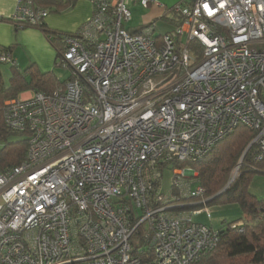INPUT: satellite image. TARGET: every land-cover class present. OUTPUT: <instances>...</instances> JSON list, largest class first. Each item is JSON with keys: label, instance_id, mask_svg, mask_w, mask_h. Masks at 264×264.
Masks as SVG:
<instances>
[{"label": "built area", "instance_id": "built-area-1", "mask_svg": "<svg viewBox=\"0 0 264 264\" xmlns=\"http://www.w3.org/2000/svg\"><path fill=\"white\" fill-rule=\"evenodd\" d=\"M133 3L164 8L175 25L126 27ZM91 4L78 29L61 32L69 78L4 102L6 126L28 146L0 170V264H193L220 237L192 220L199 211H180L206 200L178 164L238 126L254 132L253 159L264 163V0ZM47 15L15 0L9 18L37 27ZM1 64L16 65L13 54L0 51Z\"/></svg>", "mask_w": 264, "mask_h": 264}, {"label": "trees", "instance_id": "trees-1", "mask_svg": "<svg viewBox=\"0 0 264 264\" xmlns=\"http://www.w3.org/2000/svg\"><path fill=\"white\" fill-rule=\"evenodd\" d=\"M33 1L37 7L47 9L48 13H59L72 7L77 0ZM161 18L175 25L166 14ZM0 21L11 23L16 31L28 27L39 29L54 45L56 56H59L62 49L61 32L48 29L45 23L37 27L19 25L13 19L3 16H0ZM14 48V45L0 47V51L13 53ZM11 67L13 72L7 84L3 83L0 73V170L20 164L25 159L28 146V138L24 133L13 131L6 126L3 120L4 102L16 98L19 93L26 90L50 93L64 82L50 72H40L35 63L28 65L24 71L18 70L16 65ZM253 137L252 130L238 126L216 143L200 160L178 164L180 167H190L195 171L196 180L204 190L203 199L206 200L217 194L230 181L241 161L229 187L221 195L203 205L236 203L241 208L245 220L238 218L217 229L220 237L217 247L203 254L193 264H264V198L257 199L247 190L248 181L254 173L264 174V163L253 159L255 146H251L245 152ZM193 207L197 206L183 209ZM239 228L242 231H239Z\"/></svg>", "mask_w": 264, "mask_h": 264}, {"label": "rangeland", "instance_id": "rangeland-1", "mask_svg": "<svg viewBox=\"0 0 264 264\" xmlns=\"http://www.w3.org/2000/svg\"><path fill=\"white\" fill-rule=\"evenodd\" d=\"M159 3L165 5V7L168 9L171 6H173L174 4L180 2L181 0H156ZM129 9H130V14L131 17L129 19V21L126 23V27H139L140 25H142L145 21V18L148 16V13L150 11L149 8H144L142 6H140L137 3H133L129 5ZM164 9H160L159 10V14L163 15L164 13ZM167 15V17H172V14L169 13L168 11H166L165 13ZM155 17L153 19H151L148 22H155L156 23V33L161 32L163 30H167L169 28H171V22L167 21L163 18H159V17ZM147 22V23H148ZM9 25L12 26V24L9 23ZM14 28V26H13ZM32 29H37V28H32ZM19 32L22 31V29L18 30ZM15 33L14 30H12V38L15 37ZM45 40L47 41L48 47L51 49H49L48 47H46L50 52L52 51L53 53H56V48L54 47V45H52L46 38ZM250 49H258L259 46L257 45H249L248 46ZM46 50H44L41 46L37 45L35 46V48L32 50L30 48H23L21 51H15V57H17V69L20 71H24V69L30 65H25L24 64V59L26 58H36L37 56L43 55L44 52ZM40 54V55H39ZM47 56V55H46ZM45 61H48L47 59ZM59 62V57H57L55 59V61H53L51 63V69L45 70L43 67H41L38 63V65H36L38 67V69L40 70V72H50L52 74H54V76L60 80L61 82L67 80L69 78L70 75V71L68 68H65L63 66H60L58 64ZM50 64V63H49ZM13 69L11 67L10 64H1L0 65V73L2 76V80L4 84H7L9 81V77L12 74ZM239 169V168H238ZM237 170V169H236ZM234 171L233 174L236 176L237 171ZM232 175V177L234 176ZM172 177H173V173H172V168L170 166L164 168V170L161 172V178H160V189L161 191L166 194L171 190L172 187ZM194 181V182H193ZM192 187H195L198 185L197 182H195V179H192ZM247 190L248 192L255 196L257 199H262L264 198V174L262 173H254L251 178L248 181L247 184ZM189 204L191 203H197L200 202V200H194L191 199L189 201H187ZM187 204V203H185ZM181 212H186V213H195L196 211H199L198 214H195L192 216V220L196 223H200V224H204V225H209L211 228L213 229H220L222 227V225H224L227 222L230 221H234L238 218H243L244 216L242 214V210L239 207L238 204L236 203H225V204H221V203H213V204H209V205H202V206H197V207H193V208H189V209H181ZM214 224V225H213Z\"/></svg>", "mask_w": 264, "mask_h": 264}, {"label": "crops", "instance_id": "crops-1", "mask_svg": "<svg viewBox=\"0 0 264 264\" xmlns=\"http://www.w3.org/2000/svg\"><path fill=\"white\" fill-rule=\"evenodd\" d=\"M14 7H15V0H0V15L3 17H9L10 15H12L14 11ZM146 8H149L150 11L148 13V16L145 18L143 24L157 17L159 14V10L164 9L156 4H150ZM91 13H92L91 0H77L72 7L62 12L48 13L47 17L44 20V23L46 27L50 30L69 33L78 29V27L90 17ZM158 17L160 18V15ZM129 28L136 30L138 27H129ZM12 30L16 32L14 38H12ZM45 38L46 37L39 29H32V27H28V28H23L22 31L19 32L18 30L17 31L15 30V27L13 28V25L12 26L9 25V22L0 21V47H8L10 45H14L15 48L12 54L15 58L16 66H17V57H15V53H16L15 51H21L23 48H25V50L26 48H30L33 50L35 46L39 45L44 50H46L44 54L43 55L39 54L40 56H37L34 59L25 58L24 64L28 65L30 63H35L36 65L39 64L45 70L51 69V63L55 61L57 56L56 53H53L52 51L50 52L46 48L48 47V44ZM46 59L48 61H45ZM32 92L33 90H26L19 93L17 97L28 96L32 94Z\"/></svg>", "mask_w": 264, "mask_h": 264}, {"label": "water", "instance_id": "water-1", "mask_svg": "<svg viewBox=\"0 0 264 264\" xmlns=\"http://www.w3.org/2000/svg\"><path fill=\"white\" fill-rule=\"evenodd\" d=\"M250 148V145H248V147L246 148V150H245V152L248 150ZM245 152H244V154H245ZM240 163H241V161H240ZM240 163H239V165H238V167H240ZM234 178H235V175L230 179V181L217 193V194H215L214 196H212V197H210V198H208V199H206V201L205 202H207V201H209V200H212V199H214V198H216V197H218L219 195H221L228 187H229V185L232 183V181L234 180Z\"/></svg>", "mask_w": 264, "mask_h": 264}]
</instances>
